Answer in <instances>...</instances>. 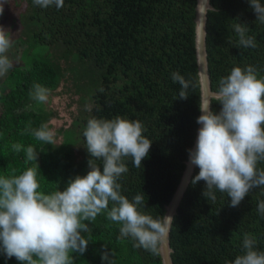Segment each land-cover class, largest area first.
<instances>
[{"label":"trees","instance_id":"1","mask_svg":"<svg viewBox=\"0 0 264 264\" xmlns=\"http://www.w3.org/2000/svg\"><path fill=\"white\" fill-rule=\"evenodd\" d=\"M22 1L25 6L13 22L19 29L17 42L24 48L19 66L7 73L0 92V176L36 167L35 161L25 163V150L31 146L39 154V190L63 191L70 179L90 171L92 157L83 137L89 119L138 120L152 145L140 168L125 158L128 171L118 180L120 192L129 201L143 195L145 207L140 211L162 217L183 171L199 115L195 0H64L59 9ZM209 4L204 48L210 90L216 92L220 78L234 67L252 66L258 78L264 77V25L256 22L247 0ZM236 23L250 29L255 48L239 46ZM177 71L191 81L186 100L179 99L181 86L171 78ZM61 82L70 84L81 109L60 130V144L52 146L32 134L47 125L52 114L30 92L39 84L50 93ZM210 103L219 113L222 106L215 99ZM14 144L21 145L19 152L13 150ZM74 148L80 153L78 160ZM96 163L102 171V161ZM257 167L264 169V162ZM198 172L194 167L173 216L168 235L171 263L232 264L243 254L245 235L255 238L254 250L264 252V215L257 208L264 189L251 190L237 207L229 206L226 193L216 191L212 203L202 195L205 182H191ZM85 223L89 231L82 235L91 239L83 255L72 254L75 264H105L104 251L114 254L109 258L115 264H161L159 253L134 247L130 237L118 239L121 225L109 220L106 212ZM0 264L20 262L0 254Z\"/></svg>","mask_w":264,"mask_h":264},{"label":"clouds","instance_id":"2","mask_svg":"<svg viewBox=\"0 0 264 264\" xmlns=\"http://www.w3.org/2000/svg\"><path fill=\"white\" fill-rule=\"evenodd\" d=\"M33 2L42 8L64 6V0ZM247 2L256 14V22L264 25V4L261 0ZM233 27L239 46H257L246 25L236 23ZM12 44L11 33L0 26V77L14 66L7 56ZM171 78L181 86L179 99H188L191 81L178 71L171 73ZM218 84L214 98L222 107L216 113L211 103H199L201 115L196 123L201 127L195 147L188 150V165L199 169L191 182H205L202 195L206 199L215 203V192L219 191L230 198V207H237L251 190L264 189V169L257 167L264 162V77L258 78L257 69L252 66L234 67ZM30 96L44 103L48 89L34 85ZM143 132L138 120L119 116L111 120L89 119L83 137L92 157L88 161L90 171L83 177L70 179L63 191L49 194L39 190V154L33 147H27L25 163L35 161L36 167H29L19 175L0 176V254L7 259L15 257L20 264H75L72 254L83 255L91 239L82 235L89 231L85 221H94L104 212L109 220L121 225L118 239L130 237L136 242L134 247L158 253L168 237L173 217L153 218L143 213L140 206L145 207L144 196L138 194L129 201L121 195L118 183L128 171L125 158L130 157L133 166L140 168L149 154L152 141ZM32 134L46 144L55 143V133L47 125H41ZM12 148L19 152L21 145L14 144ZM98 160L102 161V171ZM257 208L264 215V200ZM255 245V238L245 235L243 254L232 264H264V252L254 250ZM110 255L114 254L103 252L101 259L105 264H115Z\"/></svg>","mask_w":264,"mask_h":264},{"label":"rangeland","instance_id":"3","mask_svg":"<svg viewBox=\"0 0 264 264\" xmlns=\"http://www.w3.org/2000/svg\"><path fill=\"white\" fill-rule=\"evenodd\" d=\"M24 6L22 0H0V7H3V13L0 14V26L9 31L13 38L12 47L7 53L8 58L13 61V67L19 66V54L24 48L17 42L19 29L14 25L13 19L23 10ZM6 75L0 77V92L4 88L3 82ZM41 104L45 111L52 114L47 123L48 128L55 133V143L51 145H59L62 139L60 130L67 128L81 109L78 96L73 92L68 82H61L56 90L48 93L47 101ZM74 153L78 160L80 153L76 148H74Z\"/></svg>","mask_w":264,"mask_h":264},{"label":"water","instance_id":"4","mask_svg":"<svg viewBox=\"0 0 264 264\" xmlns=\"http://www.w3.org/2000/svg\"><path fill=\"white\" fill-rule=\"evenodd\" d=\"M212 10V7L209 4V0H195L194 6V57H195V64H196V75L199 85V103H210L211 99L214 98L213 91L210 90V84L207 75V66H206V54L204 48V38H205V20H206V13L207 11ZM199 115H201L199 111ZM198 115V116H199ZM197 120V119H196ZM201 125L197 124L195 130V136L192 141V145L190 149H193L196 144V139L198 135V129ZM193 168L188 165V156L186 161L184 162V168L181 173L179 182L171 196V199L164 206V214L163 215H170L174 216L175 211L178 207L179 201L182 198V195L187 187L189 179L192 175ZM169 235V234H168ZM170 248L168 246V237L165 242H163L158 250L161 264H172L170 261Z\"/></svg>","mask_w":264,"mask_h":264}]
</instances>
